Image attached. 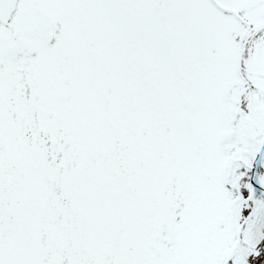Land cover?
Instances as JSON below:
<instances>
[{
	"label": "snow or ice",
	"instance_id": "6c2138e0",
	"mask_svg": "<svg viewBox=\"0 0 264 264\" xmlns=\"http://www.w3.org/2000/svg\"><path fill=\"white\" fill-rule=\"evenodd\" d=\"M0 264H264V0H0Z\"/></svg>",
	"mask_w": 264,
	"mask_h": 264
}]
</instances>
